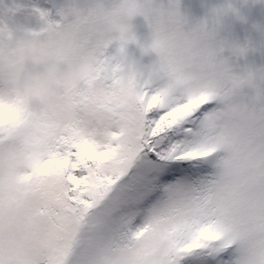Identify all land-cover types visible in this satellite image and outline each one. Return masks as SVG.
I'll return each mask as SVG.
<instances>
[{
    "label": "snow or ice",
    "instance_id": "1",
    "mask_svg": "<svg viewBox=\"0 0 264 264\" xmlns=\"http://www.w3.org/2000/svg\"><path fill=\"white\" fill-rule=\"evenodd\" d=\"M127 8L147 16L151 0ZM105 67L99 86L45 94L96 104L107 127L33 124L22 107L0 122L18 144L0 154V264H264V85L241 99L233 79L218 97L200 77L173 94L162 85L175 73ZM220 111L246 131L207 134Z\"/></svg>",
    "mask_w": 264,
    "mask_h": 264
},
{
    "label": "clouds",
    "instance_id": "2",
    "mask_svg": "<svg viewBox=\"0 0 264 264\" xmlns=\"http://www.w3.org/2000/svg\"><path fill=\"white\" fill-rule=\"evenodd\" d=\"M134 2L142 6L144 0ZM229 12H236L231 4L214 8L208 19L186 31L187 20L180 12L179 0H169L168 6L151 0L147 16L130 13L127 0H119L111 7L95 4L86 11L70 5L61 12V21L50 20L47 13L41 12V29L26 30L22 35L4 24L0 26V122L7 127L10 110L22 107L31 110L33 124L44 119L60 124L78 123L92 129L107 127L111 117L96 104L66 106L62 96L50 101L45 94V90L66 93L73 88L86 90L99 86L107 71L106 62L113 69L127 68L131 79L175 73L174 78L164 80L162 85L173 94L183 93L188 81L202 77L218 97L227 95L224 89L233 79L240 81V90L249 89L254 96L264 85V67L238 74L232 60L246 58L248 44L218 38L221 21ZM137 16L148 22L152 42L159 41L158 48L143 51L145 56H154L147 65L130 57L126 49L112 50L122 35L135 37L132 21ZM77 48L87 54L70 55ZM222 105L224 109L226 106ZM245 131V125L227 111L210 116L206 128L209 135L216 132L232 138ZM16 147L14 136L5 132L0 137V154L6 155Z\"/></svg>",
    "mask_w": 264,
    "mask_h": 264
},
{
    "label": "rangeland",
    "instance_id": "3",
    "mask_svg": "<svg viewBox=\"0 0 264 264\" xmlns=\"http://www.w3.org/2000/svg\"><path fill=\"white\" fill-rule=\"evenodd\" d=\"M119 0H0V26L7 24L17 29L18 35L26 30L39 31L43 26L40 13L45 12L53 21H61V12L75 4L85 11L95 5L103 4L111 7ZM157 4L168 6L169 0H156ZM231 4L236 12H229L218 29V38L248 44L249 51L246 58L232 62L234 70L243 74L249 68L264 67V0H179V9L187 20L185 30L196 27L208 19L214 8H221ZM132 30L136 37L135 43L126 46L127 54L134 60H140L147 65L154 56L143 55V48L152 42V31L143 16H137L132 21ZM119 43L112 45L115 51ZM225 57L229 53L225 52ZM252 96L249 89L243 90L239 98L246 99ZM223 107L222 104L217 105Z\"/></svg>",
    "mask_w": 264,
    "mask_h": 264
}]
</instances>
